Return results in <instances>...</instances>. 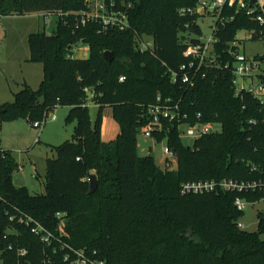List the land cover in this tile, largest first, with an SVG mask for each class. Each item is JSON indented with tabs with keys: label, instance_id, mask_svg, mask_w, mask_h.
Listing matches in <instances>:
<instances>
[{
	"label": "trees",
	"instance_id": "16d2710c",
	"mask_svg": "<svg viewBox=\"0 0 264 264\" xmlns=\"http://www.w3.org/2000/svg\"><path fill=\"white\" fill-rule=\"evenodd\" d=\"M113 1L132 4L124 31L80 25L87 0H0V18L63 14L50 34L29 36L31 62L42 66L43 79L37 90L24 84L12 105H0V119L24 117L33 126L61 106L70 108L68 121H79L73 142L50 146L45 194L16 186L18 162L0 150V264H67L65 257L81 249L96 251L106 264H264V213L259 231L249 232L239 228L246 212L235 206L237 198L262 204L264 192L182 194L188 183L264 180V106L247 91L238 95L231 74L238 34L261 28L225 9L234 20L216 36V66H202L190 87L181 67L203 35L201 17L179 10L198 0ZM143 36L152 38V52H139L136 38ZM76 47H87L88 57L75 58ZM89 93L98 108L93 130L83 126ZM160 104L175 119H162L152 138L174 153V169L137 156V135ZM106 107L119 125L114 142L101 139ZM197 123L220 124L221 131L197 139L194 148L184 145L180 126ZM91 174L98 179L93 194ZM37 226L40 233L33 232ZM20 250L27 254L20 257Z\"/></svg>",
	"mask_w": 264,
	"mask_h": 264
},
{
	"label": "rangeland",
	"instance_id": "374dc122",
	"mask_svg": "<svg viewBox=\"0 0 264 264\" xmlns=\"http://www.w3.org/2000/svg\"><path fill=\"white\" fill-rule=\"evenodd\" d=\"M42 19L25 16L23 18H0V105H12L15 95L22 90L23 84L37 90L42 81L41 66L27 62V34L40 32ZM216 20L211 16L199 20L203 37L207 42L211 37ZM51 30L47 29L46 34ZM242 40V51L250 59L264 57V44L261 40H252L249 34L242 32L238 35ZM89 50L85 47L74 54L75 58L86 59ZM248 84L247 81L240 83ZM242 83V84H243ZM92 95L88 94V103L83 126L85 130H93L98 114V108L91 102ZM70 108L58 106L46 119L41 129L34 128L26 118L2 116L0 119V150L8 151L18 162V169L13 173L16 186H26L31 194H45V182L48 175L49 160L53 159L50 146H60L65 142H73L76 136L78 120L68 121ZM101 139L104 142H114L117 138L119 125L113 119L111 107L103 110ZM88 123V124H86ZM215 131H220L218 126ZM153 137V136H152ZM181 139L184 145L194 148L196 139L186 134V128H181ZM165 142L155 138H147L142 132L137 135V156L145 159L152 156L161 170L176 168V158L167 161L164 153ZM82 201V200H81ZM86 202V200L84 201ZM87 203V202H86ZM85 203V205H86ZM264 213V203L249 206L242 223L249 232L259 231L258 213Z\"/></svg>",
	"mask_w": 264,
	"mask_h": 264
},
{
	"label": "built area",
	"instance_id": "2783aa9c",
	"mask_svg": "<svg viewBox=\"0 0 264 264\" xmlns=\"http://www.w3.org/2000/svg\"><path fill=\"white\" fill-rule=\"evenodd\" d=\"M88 1V11L83 13L80 17V25H87L88 23L95 22L99 23L106 30L108 28H117L121 31L129 28V12L132 8V4H125L121 2L117 6L115 1L107 0H87ZM117 8V9H116ZM225 9H235L236 15H244L250 18L253 22L257 23L261 30L250 29L246 32L249 34L252 40H261L264 44V0H256L255 4L252 5V0H198L197 5L194 8L181 9L179 10L180 15H198L203 18L206 16H211L216 20L215 25L212 30L211 37L207 42L202 40L203 35L199 38V43L190 45L185 51L184 55L191 61L188 65H183L181 67L182 72V82L184 84L194 86V77L198 75L202 66L212 67L216 66V49L215 43L217 42V34L220 28L225 25V22H231L234 20V16L226 17L223 16V11ZM46 25L50 24L54 19L63 17L60 13H38ZM57 23V22H56ZM239 33V34H240ZM238 34V35H239ZM138 49L141 54L146 52H152L153 50V40L151 37L143 36L136 38ZM238 50L234 54L235 62L232 66L233 75V85L236 93L239 95L244 91L253 94L258 98L261 105L264 106V57L257 59L256 57L250 59L247 57L242 49V40L237 36L236 42L233 44ZM85 47H76V51H81ZM87 48V47H86ZM232 50V49H231ZM197 62V63H196ZM226 68H229L226 66ZM247 81L248 84L240 83V81ZM120 81H124V78H120ZM176 82V80H174ZM176 108V107H175ZM174 108V109H175ZM178 108V106H177ZM151 117L150 122L142 129V133L147 138H152L155 132H159L162 129V119H167L169 121L175 119V114L170 106L156 105L150 109ZM200 117V116H198ZM47 119V118H46ZM46 119L41 122H35L33 124L34 128L41 129L45 123ZM218 126L221 128L220 124L207 123L195 125H182L179 128L181 135V128H186L187 136L193 139H200L204 136L216 134L220 131H215L214 127ZM164 153L167 156V161L170 162L175 158L174 153L166 146ZM223 190L225 192H237L240 194L244 193H257L264 192V180L247 182L238 181L233 179H226L220 182L208 181V182H198V183H188L182 186V194L184 195H202L206 193H212L217 190ZM1 202V197H0ZM235 206L239 211L246 212L250 204L242 199L237 198L235 201ZM239 228L245 230V225L240 222ZM43 229L37 226L33 229V232L40 233ZM45 242H50V236L44 238ZM11 249V247H10ZM75 257L70 259L65 257L67 264H106L105 261L98 259V253L96 251L89 252L84 249L73 250ZM27 254L25 250L19 251V256L23 257Z\"/></svg>",
	"mask_w": 264,
	"mask_h": 264
},
{
	"label": "crops",
	"instance_id": "0c3cea01",
	"mask_svg": "<svg viewBox=\"0 0 264 264\" xmlns=\"http://www.w3.org/2000/svg\"><path fill=\"white\" fill-rule=\"evenodd\" d=\"M25 16H30V15H25ZM25 16H8V17H3V18H10V17H12V18H23V17H25ZM31 17H34V18H38V19H42V21H40V24H41V31L40 32H35V33H46V30L47 29H49V30H51V32L56 28V25H57V21H56V19H54L50 24H48V25H46L45 23H44V21H43V18L37 13V14H31ZM31 34H34V33H31ZM31 34H27L28 36H27V41H28V38H29V36L31 35ZM88 49V48H87ZM26 51H27V56L30 58L29 60H27V62H30L31 61V53H30V49H29V45L27 44V46H26ZM35 65H37V64H35ZM38 66H40V65H38ZM41 68H42V66H41ZM42 71H43V68H42ZM42 79H43V75H42ZM26 84V83H25ZM23 86H24V84H23ZM23 88V87H22ZM118 134H119V130H118V132H117V136H118Z\"/></svg>",
	"mask_w": 264,
	"mask_h": 264
},
{
	"label": "water",
	"instance_id": "95a60500",
	"mask_svg": "<svg viewBox=\"0 0 264 264\" xmlns=\"http://www.w3.org/2000/svg\"><path fill=\"white\" fill-rule=\"evenodd\" d=\"M256 0H252V5L255 4ZM104 58L107 60V61H110L112 62L113 60V55L111 52H106L104 54ZM89 184H90V191H89V194H93L96 192L97 188H98V179H97V176L95 174H91L89 176Z\"/></svg>",
	"mask_w": 264,
	"mask_h": 264
}]
</instances>
